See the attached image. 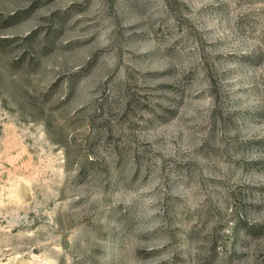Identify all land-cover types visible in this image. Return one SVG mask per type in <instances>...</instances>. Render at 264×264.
Returning <instances> with one entry per match:
<instances>
[{
	"label": "rangeland",
	"instance_id": "obj_1",
	"mask_svg": "<svg viewBox=\"0 0 264 264\" xmlns=\"http://www.w3.org/2000/svg\"><path fill=\"white\" fill-rule=\"evenodd\" d=\"M0 264H264V0H0Z\"/></svg>",
	"mask_w": 264,
	"mask_h": 264
}]
</instances>
